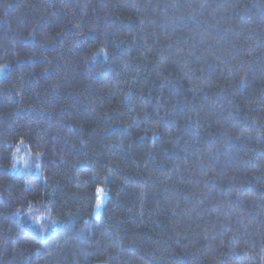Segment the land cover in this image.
<instances>
[{"label":"trees","instance_id":"trees-1","mask_svg":"<svg viewBox=\"0 0 264 264\" xmlns=\"http://www.w3.org/2000/svg\"><path fill=\"white\" fill-rule=\"evenodd\" d=\"M0 264H264V0H0Z\"/></svg>","mask_w":264,"mask_h":264},{"label":"rangeland","instance_id":"rangeland-1","mask_svg":"<svg viewBox=\"0 0 264 264\" xmlns=\"http://www.w3.org/2000/svg\"><path fill=\"white\" fill-rule=\"evenodd\" d=\"M16 157H17V159L21 165H24V166L29 165L30 161L28 159V156L26 154H24V152L21 151V149H18V151L16 153ZM33 172H34V169L28 171L27 173H33ZM103 194L104 193H102L101 188L97 187L96 188V201H95V204H94L93 210H92V214L94 216H98V214L100 213V209L102 207V203L104 202V196H105Z\"/></svg>","mask_w":264,"mask_h":264}]
</instances>
